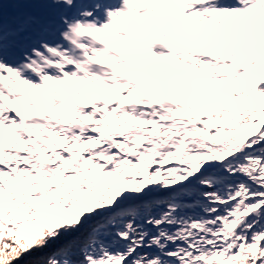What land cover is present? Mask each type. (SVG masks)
<instances>
[{
  "label": "snow or ice",
  "instance_id": "6c2138e0",
  "mask_svg": "<svg viewBox=\"0 0 264 264\" xmlns=\"http://www.w3.org/2000/svg\"><path fill=\"white\" fill-rule=\"evenodd\" d=\"M18 261L264 264V0L0 3V264Z\"/></svg>",
  "mask_w": 264,
  "mask_h": 264
},
{
  "label": "rangeland",
  "instance_id": "374dc122",
  "mask_svg": "<svg viewBox=\"0 0 264 264\" xmlns=\"http://www.w3.org/2000/svg\"><path fill=\"white\" fill-rule=\"evenodd\" d=\"M0 3H3V0H0ZM21 5H16V4H12V3H9L7 5H5V10H6V13L9 15V16H15V15H18L17 12L15 11V8H19V14L23 13V10L21 9ZM39 8V9H44L45 6L43 5H38V4H27L25 8L28 9V13L29 12H33L35 11L36 8Z\"/></svg>",
  "mask_w": 264,
  "mask_h": 264
},
{
  "label": "trees",
  "instance_id": "16d2710c",
  "mask_svg": "<svg viewBox=\"0 0 264 264\" xmlns=\"http://www.w3.org/2000/svg\"><path fill=\"white\" fill-rule=\"evenodd\" d=\"M67 239V236H62L58 238L57 240L51 241L47 247L44 249L40 250V252H36L33 255L34 256H43L45 259L47 258L48 255H50L53 251L57 249V247L65 240ZM31 259V258H27ZM17 264H21V262H17Z\"/></svg>",
  "mask_w": 264,
  "mask_h": 264
}]
</instances>
